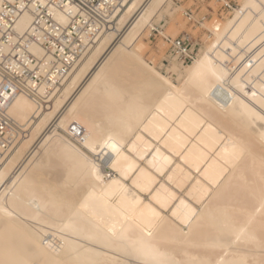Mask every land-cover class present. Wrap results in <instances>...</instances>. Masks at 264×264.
<instances>
[{"label":"bare ground","instance_id":"6f19581e","mask_svg":"<svg viewBox=\"0 0 264 264\" xmlns=\"http://www.w3.org/2000/svg\"><path fill=\"white\" fill-rule=\"evenodd\" d=\"M180 8L128 0L60 74L45 45L70 18L0 0L2 52L23 58L0 72V264H264V0H238L192 63L170 56L176 85L142 38Z\"/></svg>","mask_w":264,"mask_h":264},{"label":"built area","instance_id":"2783aa9c","mask_svg":"<svg viewBox=\"0 0 264 264\" xmlns=\"http://www.w3.org/2000/svg\"><path fill=\"white\" fill-rule=\"evenodd\" d=\"M127 1L128 0H46V3L57 6L70 18L67 28L58 29V26H56L55 31L57 36L53 38L54 41L52 43H47L45 45V47L52 45L56 48L58 46L59 50H62L60 60L65 66L62 68L60 74H63L64 71L69 69L68 65L73 59H82L83 56H81V53L83 51L88 52L106 31L108 32L111 30L115 15L123 9ZM183 1L185 0H172L174 5L179 6ZM211 1L218 4V8L215 12L218 19H223L224 17L229 16L232 13L233 8L237 6L236 0H192L193 4L183 11V16L192 29L202 28L201 23L212 17L213 10L210 7H207L209 14L204 15L201 18H199L197 14L201 5H204L205 3L207 4ZM25 3L27 2L25 1ZM47 11L48 10L45 7L37 9V22L39 19H42V17L46 16ZM49 24L50 26H55L52 22H49ZM163 26L164 25L162 24L155 25L154 28L151 29L150 37L154 40L160 38L167 44L170 55H175L176 59L183 64L192 63L200 50L202 43L201 39L194 38L189 33H185L182 36L173 39L169 36L162 35L161 31H163ZM83 36H87V45L82 43ZM4 41L7 43V39ZM86 46L87 49L85 50ZM2 48L5 49V46L0 45V72L5 74L6 71H9L5 65L7 61L13 59L15 63L22 64L23 58H20V55L3 54ZM23 52L25 53L24 49ZM56 55H59V52H57ZM68 56H71L72 58L66 59ZM22 77L29 78L34 82L35 86L45 78L37 75L36 71L31 70L25 71L22 74ZM19 79H21V77H19ZM35 86L28 88L24 87V89L30 94L35 95L38 93V89ZM13 128L14 123L6 117L0 108V143L3 148L7 147L13 141L14 138L11 135ZM8 133L10 134L8 135Z\"/></svg>","mask_w":264,"mask_h":264},{"label":"rangeland","instance_id":"374dc122","mask_svg":"<svg viewBox=\"0 0 264 264\" xmlns=\"http://www.w3.org/2000/svg\"><path fill=\"white\" fill-rule=\"evenodd\" d=\"M237 1L238 0H236V2ZM192 4H193L192 0H189V1L185 0L180 4L181 8L177 13L172 15V17L167 15L165 20L161 22V24L164 25L162 32L164 33V35L169 36L173 39L180 37L185 33H189L194 38L201 39L202 43H201L200 49H204L207 46H209L214 41V38H215V36L212 33L211 24H215L216 22L219 24H223L226 22L228 18H230L231 14L229 16L224 17L223 19H218L215 14L218 8V4L215 3L214 1H211L207 4L205 3L204 5H201V7L198 9V13H197L198 17L201 18L204 15L209 14L207 7H210L213 10L212 17H210L209 19H206V21L201 23L202 28L192 29L191 26L188 25L187 20L183 16L184 9L190 7ZM150 35L151 33L148 32L147 37L142 38V41L146 47V49L142 53L144 60L147 63L153 62L155 68L158 71H160L163 74L166 73L165 75L168 74L167 76L171 79L172 82H174L176 85H179V84L181 85V83L183 82L182 76L184 75V73H182L183 69H181L182 66L178 65L181 70V78H179L178 75L175 72H172L171 70L166 72L167 71L166 64L169 62L168 60H170L169 57L173 55H170L168 46L166 43H164L160 38L157 40H154L152 39V37H150ZM164 61H167V62H164ZM177 62L180 63L181 61L178 60ZM186 65L188 64H183V66H186ZM145 198L147 199V197Z\"/></svg>","mask_w":264,"mask_h":264}]
</instances>
